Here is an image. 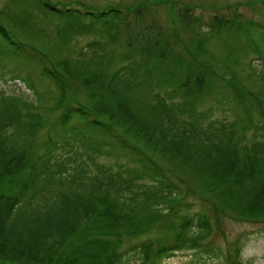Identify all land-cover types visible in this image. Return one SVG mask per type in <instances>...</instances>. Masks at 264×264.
Here are the masks:
<instances>
[{
	"label": "trees",
	"instance_id": "1",
	"mask_svg": "<svg viewBox=\"0 0 264 264\" xmlns=\"http://www.w3.org/2000/svg\"><path fill=\"white\" fill-rule=\"evenodd\" d=\"M26 1L58 20L61 42L105 39L88 43L75 60H37L61 110L53 121L19 86L0 88V264H162L181 251L190 264H246L242 237L232 250L210 237L221 214L264 222V22L183 14L206 36L246 39L219 62L202 36L196 52H177L170 31L146 21L144 1L102 9ZM124 26L131 49L110 69L103 58ZM0 40L14 55L24 45L1 21ZM250 55L246 84L233 65ZM72 83H84L89 100L71 102ZM26 87L37 91L31 77ZM99 155L125 161L114 168ZM166 156L198 176L218 215L189 199L185 180L163 165Z\"/></svg>",
	"mask_w": 264,
	"mask_h": 264
},
{
	"label": "rangeland",
	"instance_id": "2",
	"mask_svg": "<svg viewBox=\"0 0 264 264\" xmlns=\"http://www.w3.org/2000/svg\"><path fill=\"white\" fill-rule=\"evenodd\" d=\"M55 6L71 5L80 8L102 9L108 5H120L126 8L134 5L135 1H144L143 9L146 10V21L154 20L161 26L164 31H170L172 35V43H175L177 52H196L195 42L198 37H206L204 44L209 55H215L220 58L219 62L226 60L227 54L236 50L234 46H241V42L246 40L243 36H239V43H236L235 35L232 34H211L206 36L202 34L197 27V23L189 21L186 12L194 16H201L202 20L211 23L216 15H224L233 17L235 14H241L244 18L254 19L259 22H264V0H51ZM146 1V2H145ZM137 5V4H136ZM140 12V13H141ZM140 14L138 12H134ZM191 20V17H190ZM194 20V19H192ZM0 21L7 25L12 31L13 37L21 41L24 45L18 54L14 55L9 48L3 45L0 40V88L11 93L16 87H20V91H26V94L31 99L37 101L39 110L43 114L55 120L60 113L54 105L56 92L53 84L40 79L37 71V60L39 57H44L47 62H53L55 65L58 61L70 58L75 60L84 51V48L93 40L105 38L100 35L85 34L81 36L70 37L66 42H61L56 34V25L58 20L53 17L45 16L37 9L32 2L26 0H0ZM128 24H134V17H128ZM177 26V28H176ZM116 42L111 43L108 47V52L103 58L104 62L110 69L118 67L120 56L128 52L131 47L126 34V27H123ZM142 29V28H141ZM140 29V30H141ZM173 29H180L182 32L175 33ZM139 41L133 48L139 47ZM237 44V45H236ZM130 47V48H129ZM243 56H245L243 54ZM256 58V55L243 57L240 65H233L238 76L244 77L248 74L249 61ZM10 63H7L9 62ZM117 64V65H116ZM50 65V63H49ZM254 65L261 67L263 65L259 59L254 61ZM32 78L36 93L28 90L26 83L29 78ZM17 78V79H16ZM26 81V82H25ZM246 84H252L248 79L243 78ZM260 86V84L256 85ZM256 86H253L256 88ZM73 91H70L71 102L77 103V100H89V90L84 83H72ZM252 87V86H251ZM40 93V98H39ZM210 99L205 103V106L212 104ZM217 116H227L233 120L236 113L233 110H218ZM79 150L81 146L76 144ZM99 163L106 164L116 168L120 162H124L123 157L99 155L96 157ZM163 165L167 167L175 176H181L185 180V186L188 188L190 200L196 203L197 207L204 208L210 211V214L215 217V212L218 215L219 207L214 200L206 199L208 195H203L200 192L202 186L197 175H192L184 170L175 168V163L167 156L164 158ZM191 175V176H190ZM192 187V189H191ZM198 187V190L195 188ZM208 204H207V201ZM230 214V213H229ZM220 225L214 227L213 234L210 240L219 244L224 250H232L233 244L238 237H242L244 241V249L242 257L246 264H264V222H251L237 218L234 215L221 214ZM191 256L184 251L177 252L174 256L164 259L162 264H190Z\"/></svg>",
	"mask_w": 264,
	"mask_h": 264
}]
</instances>
